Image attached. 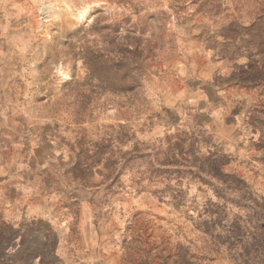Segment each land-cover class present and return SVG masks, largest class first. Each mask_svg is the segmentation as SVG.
I'll use <instances>...</instances> for the list:
<instances>
[{"label": "rangeland", "instance_id": "obj_1", "mask_svg": "<svg viewBox=\"0 0 264 264\" xmlns=\"http://www.w3.org/2000/svg\"><path fill=\"white\" fill-rule=\"evenodd\" d=\"M0 264H264V0H0Z\"/></svg>", "mask_w": 264, "mask_h": 264}]
</instances>
